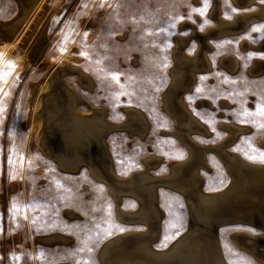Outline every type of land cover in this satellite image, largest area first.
I'll use <instances>...</instances> for the list:
<instances>
[{"label":"rangeland","instance_id":"rangeland-1","mask_svg":"<svg viewBox=\"0 0 264 264\" xmlns=\"http://www.w3.org/2000/svg\"><path fill=\"white\" fill-rule=\"evenodd\" d=\"M38 1L0 0V264H103V250L111 240L122 237L119 243H125L134 236L146 248L137 251L145 264H183L181 257L159 261L154 253L170 249L189 230L201 239L200 254L211 256L214 241L224 264H264L256 253L264 252V207L258 206L264 192L261 197L239 194L219 201L210 219L196 221L191 213L199 193H221L232 183L229 156L216 148L223 147L244 162L264 165L258 158L264 153V115L260 114L264 68L259 74L248 71L255 59L264 60V47L257 46L264 42V18L250 21L239 34L210 38V70L197 72L190 90L182 94L202 128H180L163 107V91L176 65L175 37L188 36L192 30L180 29V25L190 21L198 32H204L215 24L209 15L215 2L221 16L232 20L241 12L257 9L264 0L245 7L233 0ZM11 28L15 30L8 34ZM244 40L250 41L249 48L241 47ZM197 41L191 38L185 52L195 54ZM227 53L239 59L233 72L219 62ZM59 66L76 67L90 77L88 88L78 82L75 72H65L68 86L82 97L85 111L101 107L108 111L109 120L128 122L129 128L117 127L105 139L112 171L102 167L98 175L89 163L63 168L40 149L36 135L31 134L37 94ZM131 109L143 112L146 122L129 114ZM222 123L247 129L225 144L229 133ZM186 133L192 139L190 147L184 144ZM193 147L198 161H194ZM176 163L189 169H181L184 177L177 175L183 178L180 183L174 172ZM137 172L149 173V179L155 180L152 193L147 194L143 184L137 188L116 183L117 175L127 179ZM248 202L252 205L247 206ZM145 205L153 207L154 215L146 218ZM109 253L111 262L122 255L113 247Z\"/></svg>","mask_w":264,"mask_h":264},{"label":"bare ground","instance_id":"bare-ground-1","mask_svg":"<svg viewBox=\"0 0 264 264\" xmlns=\"http://www.w3.org/2000/svg\"><path fill=\"white\" fill-rule=\"evenodd\" d=\"M18 1L20 2L21 0H18ZM31 1L32 0H24L25 4H27L28 2L30 3ZM233 1L239 7H245V6H248V5H250V4L254 3V2H257V0H233ZM19 2H17V3H19ZM44 3L46 4V2H44ZM38 5H39V3H38ZM209 15L215 20V24L209 26L206 31L198 32L195 29V24L193 22H190V21L189 22H183L180 25V29H183V28H186V27H191L192 30H191L190 34L188 36L177 35L175 37L176 46L174 48V53H173L174 56L173 57L175 58L176 65L173 68H171V83H170L169 87L165 91H163L164 92L163 93V102H164L163 107L166 109L167 112H169L172 115V117H174L175 121L177 122V124L179 125L180 128H184L185 126H187L189 129H196V130L202 128V124L197 119H195L191 115L189 110L186 108L185 102H184V100L182 98V94L185 91L190 90L192 84L195 81V75H196L197 72H205V71L210 70L211 62H210L209 57L207 56V51H209L211 49V47H212L211 42H210V38H213V37H216V36H225V35L241 33L246 28V26L248 25V23L250 21H252V20H260V19L264 18V3H259L257 9H255L253 11L243 12V13L241 12L240 14H237L234 17V19L228 20V19H225V18H223L221 16L220 7L217 4V2H215L214 5L211 7ZM15 16L17 17V15H15ZM15 20H16V18H15ZM33 20H36V19H33ZM30 22H33V21H30ZM33 23H32V26H33ZM37 24H38V22H37ZM14 26H16V25H14ZM12 28H11V30L9 29L7 31L8 34H12L14 32L15 28L14 29H12ZM16 31H19V30H16ZM20 32H21V30H20ZM34 33H35V31H34ZM26 34H27V32H26ZM31 35H32V32H31ZM17 36H18V34H17ZM3 37L5 38V36H3ZM37 38H38V36H37ZM191 38H195L196 40H198L197 42H199V46H198L195 54H188L184 50L185 46L188 44V41ZM25 39H26V37H25ZM250 46H251L250 41L248 42L247 40H244V41L241 42V47L243 49L249 48ZM257 46L258 47H264V42L262 44L257 45ZM259 59H255L254 60L253 65L248 70L249 73H251V74H259V73L262 72V70L264 68V60H259ZM219 62L226 69H228L229 71L233 72L238 67L239 59L234 54L227 53V54H224L223 56L220 57ZM66 71L75 72L76 78H77V80H78V82L80 84H82L83 86L85 85L88 88L91 87V85H90V83H91L90 82V77L86 75L87 73L85 74L84 72H81L76 67L74 68V67H71V66H59V67L55 68L54 74L49 76V78H47V79L45 78L46 81L44 82L43 85H41L42 88H41L40 93L39 94L36 93L37 94V98H36V102H34L35 111L33 112L34 115H33V118H32L31 134L32 135L33 134L36 135V137H37V142L36 143L39 144V147H41L40 149H42L44 151V153L46 152L51 157H53L52 159H55L60 164V166L63 167V168L76 169L82 163H89V165L91 166L90 168H92V170H94V172L97 173V174L98 173L100 174L102 172V167H104L105 170L107 169L109 171H112V168H111L112 166L110 165V163H108V150H107L106 142H105L106 136H107V134H109V132H111L113 129H115L117 127H120L119 129H121V127H122V129H123V127L129 128V124H128V122L115 123V122L109 120L107 118V112L108 111H106L104 108H101V107H95V106H91L90 105L91 107L90 106L89 107L91 108V110L90 111H85L80 105V104H82V102H81L83 100L82 97L78 96L76 94L77 92L75 93V91L72 89L73 87L71 88L67 84V80L65 78V72ZM39 80H41V79H39ZM33 87H36V86L34 85ZM200 102H206V103L209 104L208 101H200ZM222 102L226 103V101H222ZM127 112L129 114H131V115L141 117V118H139V117L138 118L142 119V121H143L142 123L146 122L144 114H142L143 112L141 113V112H139L136 109L127 110ZM118 122H120V121H118ZM138 122H140V120ZM221 126L226 128V130L229 133V137L226 138L227 141H225L226 142L225 144H227V143L230 144V142L235 137H237L236 135L238 133H240L242 131H245L247 129V127H245V126L237 125V124H234V123H222ZM131 127H133V125ZM184 129H186V127ZM173 132H174V130H173ZM200 132H201V130H200ZM177 133L179 134V137H183V133L184 132L182 130L179 129V132H177ZM205 133H206V131H205ZM186 134H187V136L186 137L184 136L185 139L181 138V140L184 139L185 142H186L184 144H187L190 147V145L192 143V139L190 138L188 133H186ZM263 137H264V135H263ZM261 141L264 143V138ZM221 145H223V144H221ZM216 147H218V146H216ZM216 149H217V151L223 152L225 155L229 156L227 158V161H228V168L230 169V172H231V177H232V181L231 182L232 183L230 184V187L227 190H225V191L222 190L221 193H217V194H201L202 193L201 192V193H199V195H197L198 197H197L196 201L192 202V207H191L192 216H193V218L196 221H197V219H201V218H205V217L207 218V216L209 218V213L216 209L217 203L219 201L226 200L228 197H233L232 195H239L240 194L241 196L261 197L260 193L262 194L264 192V165L250 164V163L244 162L240 157L232 155V153L229 154L228 152H226L223 147L222 148L221 147L220 148H216ZM193 150H194V157L196 156V158H197V159L195 158L194 161H198L200 157L197 156L199 154H198V151H197L196 147L195 148L193 147ZM190 158H191V156H190ZM145 160H146V158H145ZM153 163L155 164V162H153ZM145 164H147V163H145ZM149 164H150V162H149ZM185 164H186V162H185ZM185 164L184 163H180V164L176 163V164H174L175 170H174V168H173V170L175 172V176L176 177H178L177 176L178 174L180 176L184 177V172L189 170L188 167H185ZM183 167L186 168L185 171H182ZM189 172L191 173V171H188L187 173L190 174ZM147 174H149V173H147ZM147 174H145V172H141V173L137 172V174H134L133 176L131 175V177H129L127 179H123V178L121 179L117 175L115 180H116L117 184L119 182V183L127 185L126 187H128V185H129V186H136L137 188H139L140 184H143L144 185V190H146L147 194H149L148 192L152 193V190H153L152 188L153 187L151 185L154 184L155 180L154 179L150 180ZM114 176H116V175H114ZM173 176H174V174H173ZM180 176L177 178V182H179V183L183 179ZM159 178H160V176H159ZM184 179H186V178H184ZM193 179L194 178H192V180ZM157 182H159V181H157ZM113 183H114V181H113ZM115 187H117V186H115ZM182 188H184V190H185V187H182ZM188 188H189V185H188ZM109 189H112V188H109ZM200 190L202 191V189H200ZM193 193H194V191H193ZM118 195H115V197L118 196ZM142 195H144V194H142ZM260 199H261V202H260V204L258 206L259 207H264V198L261 197ZM148 200L149 199H147L146 201H148ZM118 202L120 203L119 200H118ZM148 202H147V204H148ZM155 205L158 208L157 204H155ZM246 205L247 206H251L252 204L248 202ZM139 206H140V204H139ZM152 208H153L152 206L151 207L150 206H146V209L143 211V214L146 215V218L148 217L147 215L153 214ZM230 208L231 207H228L227 209H225V211H228ZM235 211H237V210H235ZM121 212H124V210L121 211ZM121 215H122V213H121ZM124 215L126 216L127 214H123V216ZM261 217H263L261 223L264 225V213H263V216H261ZM141 218H142V216H141ZM132 219L134 220V218H132ZM136 219H137V217H136ZM143 219H145V217H143ZM145 221H147V220H145ZM150 221H153V220H150ZM217 222H219V221H217ZM205 223H206V221H205ZM151 225H152V223H151ZM153 226H155V225H153ZM206 226H208V225H206ZM157 227H158V225H157ZM157 227H155V229ZM193 229H194V227H193ZM145 230H147V229H145ZM139 232H137V233H139ZM148 232L149 231H147V233ZM50 235H51V233H50ZM201 235H202V233H201ZM151 236H152V234H151ZM151 236H149V237H151ZM197 236L198 235H197L196 231L189 230V232L186 233V235L184 237L182 236V238H180L177 242H175L174 245L172 244L173 246L170 249H167L164 252L160 251V252L154 253V255L156 256V258H158L159 261H164L165 259H170V258H177L178 259L179 257H181L182 261H183V264H224V261L219 257V256L222 255V253H221V255L217 254V247L215 246V244H217V243H215L214 241L211 243V249H212V250L210 249V251H212L211 252L212 253L211 256L208 255V254H206V255L202 254L203 252H201V254L199 253V250H200V249H198V248H200L199 244H202V243H201V239H199ZM135 237L136 236L127 238L125 241H123L125 243H119V240L122 237H117L115 240L114 239L111 240L105 246V248L103 250L104 255H105V258H104L105 261H103V262L105 264H145L144 260H140L138 258L139 256H137V251L141 250L144 246L142 247V245L139 244V239H137ZM138 237H140V236L138 235ZM210 238L208 237V239H210ZM40 239H42V238H40ZM65 240H67V239H65ZM207 242H209V241H207ZM145 243H146V241H145ZM152 244H153V242H152ZM149 246H148V248H149ZM112 247L115 248L117 250V252L119 254H122V255H121V257L118 256L119 258L117 257V258H115L114 261L112 260V262H111V259L108 258V253H109V249L112 248ZM243 247H245V246H243ZM132 250H133V252H132ZM143 250L146 251V248L143 249ZM255 250L256 249H254L252 251H255ZM260 251H261V249H260ZM256 253L258 255L257 257H259L262 260H264V252H258L257 251ZM113 255H115V254H113ZM100 256H102V255H100ZM115 257H116V255H115ZM104 259H102V260H104ZM112 259H114V258H112Z\"/></svg>","mask_w":264,"mask_h":264},{"label":"snow or ice","instance_id":"snow-or-ice-1","mask_svg":"<svg viewBox=\"0 0 264 264\" xmlns=\"http://www.w3.org/2000/svg\"><path fill=\"white\" fill-rule=\"evenodd\" d=\"M234 11H235V9H234ZM201 14H203V10H201ZM254 30H258V29H254ZM85 55H86V54H85ZM260 114H261V115H264V109H261V110H260ZM262 127H264V125H262ZM258 158H259L262 162H264V153H262ZM250 159L255 160V159H257V157H250ZM121 231H123V229H121Z\"/></svg>","mask_w":264,"mask_h":264},{"label":"crops","instance_id":"crops-1","mask_svg":"<svg viewBox=\"0 0 264 264\" xmlns=\"http://www.w3.org/2000/svg\"><path fill=\"white\" fill-rule=\"evenodd\" d=\"M255 3V2H254Z\"/></svg>","mask_w":264,"mask_h":264}]
</instances>
